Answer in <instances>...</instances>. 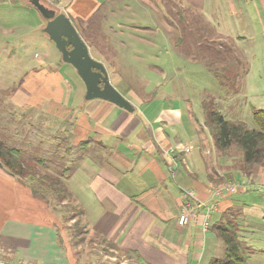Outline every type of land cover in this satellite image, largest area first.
Masks as SVG:
<instances>
[{"label":"rangeland","instance_id":"rangeland-1","mask_svg":"<svg viewBox=\"0 0 264 264\" xmlns=\"http://www.w3.org/2000/svg\"><path fill=\"white\" fill-rule=\"evenodd\" d=\"M39 1L56 13L62 9L54 6L53 0ZM95 1L101 0H75L72 7L64 8L65 15L90 57L103 63L110 84L131 105L143 108L147 103H178L187 117L204 118L202 103L210 101L224 119L256 129L252 111L264 109V0H200L202 15L192 14L181 0H105L98 10ZM111 9L114 11L109 12ZM45 23L30 0H0V142L19 149L35 172L64 178L69 195L65 204L60 205L50 190L43 193L45 204L57 215L61 212L77 221L71 224L66 219L69 228L64 229L68 237L70 231L75 233L77 244H81L72 250L73 257L104 264L110 255L105 259L102 249L106 243L101 242L95 227L111 208L94 201L72 174L79 163L86 182L94 173L100 178L99 169L106 167L115 171L117 185L123 177L115 163L109 166L110 161H105L109 153L105 144L92 146L94 141H88V136L78 133L76 138L73 133L71 121L93 119L98 114H91L92 109L100 106L101 100L84 99L85 88L75 69L62 62L54 43L42 33ZM143 25L154 29L150 37L154 46L139 45L140 35L145 36L139 31ZM122 34H127L133 45L123 47ZM138 49L142 50L139 56ZM9 50H13L11 56ZM73 140L90 145L80 150L72 145ZM227 154L233 156L232 168L242 169L241 152L232 147ZM36 158L44 166L37 164ZM249 195L250 200L241 197L249 202L247 206L264 200L257 191ZM61 221L66 225L62 217ZM252 231L239 230L241 244L244 233L262 236L256 229ZM260 240L252 243L263 247V238ZM112 257L117 262L123 255L118 251ZM261 259L264 254L255 253L251 264H264Z\"/></svg>","mask_w":264,"mask_h":264},{"label":"crops","instance_id":"crops-1","mask_svg":"<svg viewBox=\"0 0 264 264\" xmlns=\"http://www.w3.org/2000/svg\"><path fill=\"white\" fill-rule=\"evenodd\" d=\"M181 1L188 5L192 14L204 13L202 1ZM52 2L57 8H62L59 13L66 14L64 8L72 7L75 0ZM66 2L69 5L65 6ZM104 2H96L97 10L105 6ZM139 29L140 34H145H139V45L142 48L154 46L155 42L150 39L154 29L148 25ZM122 35L123 47L133 45L127 34ZM141 52L138 49L137 55ZM12 54L13 50H9L8 55ZM146 69L155 70L151 66ZM172 104L147 103L143 108L132 104L134 110L130 113L101 100L100 106L92 109L91 114H98L93 119L77 121L74 118L71 121L76 138L79 133L85 138L88 136V141L93 140L92 146L105 144L104 148L109 149L105 161H110L109 166L115 163L119 168L117 172L123 177L121 184L117 185L115 171L106 167L99 169L100 178L94 173L86 182L81 177L83 172H80L79 163L72 174L75 183L88 189L94 201L104 202L103 205L111 208L104 211L105 216L95 227L99 230L97 233L102 238L101 242L106 243V248L102 249L105 259L106 255H110V262L106 260L104 264H209L212 259H220L224 255V246L215 235V227L229 219L236 221L237 234L239 230L254 233L252 229H256L262 235L247 237L244 233L242 246L252 248H245L246 264H251L255 253L264 254V246L252 243L253 239L261 241L263 238L264 244V200L253 201L252 206H247L249 202L241 197L250 200V191L263 194L257 187L264 184V167H255L248 177L240 168H232L233 156L221 155L215 150L204 126V118L197 115L187 117L186 113H181L180 104ZM66 107L69 109V106ZM90 135H94V139ZM113 137L116 138L114 142L126 146L114 143L111 140ZM88 141L73 140L72 145L83 150L89 147ZM114 148L116 151L113 152ZM183 148L190 150L184 153ZM2 169L0 264H96L80 262L73 257L72 250L81 244H77L75 233L70 231L68 237L64 231L65 227L69 228L66 217L61 212L57 215L50 211L45 200L31 194L29 184L19 182L17 177ZM233 180L246 185L235 195L211 199V187ZM188 191L192 196L187 195ZM186 201L194 204L195 209L189 224L179 227L177 218ZM212 201H216L217 206L204 230L205 209L199 202L209 205ZM60 216L66 225L62 224ZM251 221L254 224L250 225ZM68 222L72 224L75 220ZM118 251L123 258L113 262L116 258L112 256ZM261 262L264 263V259Z\"/></svg>","mask_w":264,"mask_h":264},{"label":"trees","instance_id":"trees-1","mask_svg":"<svg viewBox=\"0 0 264 264\" xmlns=\"http://www.w3.org/2000/svg\"><path fill=\"white\" fill-rule=\"evenodd\" d=\"M202 111L204 126L218 153L225 155L232 147H236L242 155L243 167L241 170L247 177L252 174L255 167H264V109H253L252 111L255 130L249 129L243 122L224 119L213 108V103L210 101L202 103ZM36 163L44 166L39 158H36ZM0 167L10 175L17 177L19 182L29 184L31 194L36 198L44 201L43 193L46 190H50L55 195V199L57 202L59 201L60 205H64L69 198L67 190L64 188V178L61 175L35 172L33 165L26 163L23 159L19 149L8 147L2 142H0ZM65 172L67 170H64ZM66 219L72 220L74 216H69ZM74 223L76 224L77 221ZM215 235L224 246V255L220 259H212L209 264H246L247 252L238 239L235 220L229 219L217 225Z\"/></svg>","mask_w":264,"mask_h":264},{"label":"water","instance_id":"water-1","mask_svg":"<svg viewBox=\"0 0 264 264\" xmlns=\"http://www.w3.org/2000/svg\"><path fill=\"white\" fill-rule=\"evenodd\" d=\"M42 18L46 21L42 33L46 34L61 55L62 62L72 66L82 81L85 94L84 99L103 100L133 112V106L110 84L108 74L103 63L92 59L88 48L82 41L69 18L64 13H56L54 9L44 6L39 0H30ZM67 45H70L68 49Z\"/></svg>","mask_w":264,"mask_h":264},{"label":"built area","instance_id":"built-area-1","mask_svg":"<svg viewBox=\"0 0 264 264\" xmlns=\"http://www.w3.org/2000/svg\"><path fill=\"white\" fill-rule=\"evenodd\" d=\"M189 150H190L189 148H183L184 153H188ZM245 185L246 184L244 182L226 181L222 184L211 187L209 191V195L211 199L221 198L225 196H232V195L237 194L241 188L245 187ZM257 189L264 194V184H261L260 186H258ZM186 193L187 195L192 196L190 191ZM199 205H201L205 209V212L203 215V221H202V228L205 230L208 225L211 212L215 210L217 206V202L212 201L211 204L209 205H206L205 202H199ZM194 209H195L194 204H192L189 201H186L184 204H182L180 213L177 218V225L179 227H184L189 224L190 217ZM0 260H1V256H0Z\"/></svg>","mask_w":264,"mask_h":264},{"label":"flooded vegetation","instance_id":"flooded-vegetation-1","mask_svg":"<svg viewBox=\"0 0 264 264\" xmlns=\"http://www.w3.org/2000/svg\"><path fill=\"white\" fill-rule=\"evenodd\" d=\"M67 47H68V49H70L71 47H70V45H67Z\"/></svg>","mask_w":264,"mask_h":264}]
</instances>
